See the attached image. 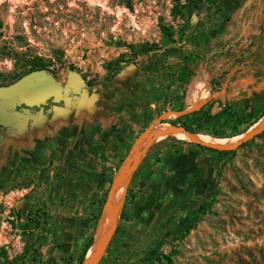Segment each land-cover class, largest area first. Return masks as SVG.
I'll return each mask as SVG.
<instances>
[{
  "label": "rangeland",
  "instance_id": "1",
  "mask_svg": "<svg viewBox=\"0 0 264 264\" xmlns=\"http://www.w3.org/2000/svg\"><path fill=\"white\" fill-rule=\"evenodd\" d=\"M250 1L180 0L187 3L183 17L172 14L176 0H0V85L34 70L84 92L89 89L83 84L90 82L93 94L133 107V144L160 115L176 111L170 101L177 104L180 89L178 84L167 89L166 75L174 74L166 66L181 55L165 62L151 53L138 67H127L109 82L106 77L121 54L128 59L147 44L164 45L168 38L160 25L165 24L173 26L179 43L191 49L189 41L198 40L204 51L203 58L185 64L187 108L215 99L212 113L230 101L252 114L253 99L264 96V82L249 74L250 60L241 61L251 45L244 30ZM184 31L187 43L180 40ZM227 50L238 58L216 57ZM152 86L164 87L166 111L160 115ZM180 140L162 138L137 166L129 184L137 198L127 201L126 195L124 207L131 213L119 222L124 234L99 264H170L169 258L172 264H264V131L236 149L219 177L217 153ZM4 151L0 148V264H66L70 254L56 252L51 215L42 231L28 220L34 205L46 210L42 172L18 165ZM96 226L94 220L92 233ZM40 235L43 245L34 261L25 250Z\"/></svg>",
  "mask_w": 264,
  "mask_h": 264
},
{
  "label": "crops",
  "instance_id": "2",
  "mask_svg": "<svg viewBox=\"0 0 264 264\" xmlns=\"http://www.w3.org/2000/svg\"><path fill=\"white\" fill-rule=\"evenodd\" d=\"M248 8L244 30L259 55L253 64L263 72L253 74L264 82V0H251ZM73 88L39 110L0 97V148L18 165L42 172L56 252L75 257L91 236L116 164L132 145L135 116L128 103Z\"/></svg>",
  "mask_w": 264,
  "mask_h": 264
},
{
  "label": "trees",
  "instance_id": "3",
  "mask_svg": "<svg viewBox=\"0 0 264 264\" xmlns=\"http://www.w3.org/2000/svg\"><path fill=\"white\" fill-rule=\"evenodd\" d=\"M187 12V3L182 4L180 0H176V3L172 9V14L174 16H178L182 14L183 17H185V14ZM161 30L167 36L168 41L164 45H159L158 43H152L147 44V47L140 52H134L131 54V56L127 59V54H121L117 59L113 61L112 69L110 70L109 74L106 77V81L109 82L113 80L120 72H122L124 69H126L129 66H136L138 67L141 61V58L149 56L151 53H155L160 55L164 58L165 62H168L170 57H178L181 55V61H177L174 64H168L166 67L168 70H172L174 75H170L169 72L166 75V78L168 79L169 86L167 89H172L173 85H179L178 93L175 96V100L177 101L176 105L170 101V105L173 110L176 111H182L187 108L185 103L182 101L183 95L182 90L186 88V84L189 81L188 76V69L186 67V63L188 64H194L197 59H201L204 57V51L202 47L200 46L198 40L189 41V46L191 49L187 47V45H183L182 43H179L175 38V31L173 26H168L165 24H161ZM185 31L180 37L181 41H185L184 35ZM224 55L231 56L233 58H238L235 56V52L233 51H221L216 54V57H221ZM242 56L244 59H241L242 62H246V60H250V63L247 64L250 67V73H257L259 72L261 75H263L262 70L258 69L257 67H252L251 61L253 62V59L256 60V58L259 57L258 54H256L255 51H251L250 48L244 50L242 52ZM252 59V60H251ZM1 76V75H0ZM85 85L89 89V93L91 92L92 84L90 82H86ZM152 92L154 94L155 102H156V112L163 113L166 111V109L163 108L162 98H166V95H164L163 88L160 86H152ZM253 103V113L249 114L247 113L245 108L238 107L235 103H231L230 101L225 102L221 104V109L216 112L212 113V108L215 103V99H209L205 103L202 104V106L199 109L193 110L192 112L181 115L177 117L176 119L168 120L165 122H170L173 124H180L184 127H186L189 130H193L192 127L196 126L198 130L196 132L198 133H204L205 135L213 136L216 138H230L238 135H242L246 133L251 127H253L263 116H264V96L262 98H254ZM51 100H49L48 103L42 104V105H34L30 106L34 109L39 110L42 107H46L50 104ZM151 103H148L147 106L149 109V115L147 120L151 121L153 119V111L150 107ZM166 138L177 139L174 136H168ZM183 143H188L185 140H180ZM199 149L203 151H209L214 152L219 155V158L217 160V176H221L222 168L224 165H226L230 159H232L236 155V149H228V150H218L211 147H207L198 143H194ZM127 155V154H126ZM138 171H135L133 175V181L135 180V177L137 176ZM112 184V179H109V186L106 190V193L104 194V201L100 204V211L99 215L95 217V221L98 223V220L102 214V210L104 207L105 200L108 197V192L110 190ZM137 198V194L132 191V188L129 187L128 194H127V201L130 199ZM130 210L127 208V206L123 209V216L122 220H126L127 217L130 215ZM47 219H49V213L43 208V206H36L34 205L29 213H28V220L33 223V228L42 231L45 228V224ZM124 234V230L121 225L118 226L111 243L106 251V253L109 251L111 245L116 242V240L119 237H122ZM94 235L95 231L93 230L92 235L88 239L84 249L82 250L81 254L75 258L74 256H70L65 262L66 264H72L73 262L77 261L78 264H83L84 259L86 257V254L89 250V248L92 246L94 242ZM43 235H40L38 239H36L35 244L33 246H28L25 250L28 255H30L34 261L36 260V257L39 256L41 253V248L43 245L42 241ZM168 262L172 264V260L169 258Z\"/></svg>",
  "mask_w": 264,
  "mask_h": 264
},
{
  "label": "water",
  "instance_id": "4",
  "mask_svg": "<svg viewBox=\"0 0 264 264\" xmlns=\"http://www.w3.org/2000/svg\"><path fill=\"white\" fill-rule=\"evenodd\" d=\"M72 89L56 81L45 70H34L10 85H0V97H5L17 101L27 106L42 105L49 100L58 101L65 98L71 93ZM201 105L189 107L182 111H166L160 115L156 121L145 129L133 142L121 165L116 171L108 197L105 200L102 214L98 220L94 242L89 248L83 264H99L102 260L123 216L124 205L121 206L119 198V185L125 179L127 174L142 162L149 149L161 138L171 135L172 132L182 133L191 138L195 143L211 147L218 150L237 149L246 141L255 137L258 133L264 131V125L251 127L246 133L242 134L241 141L234 146H217L201 140L197 133L187 129L180 124L166 123L165 120L172 118L173 115L178 117L188 114L193 110L199 109ZM253 128V129H252ZM132 174V176H133ZM109 218V221L108 219ZM107 219V220H106ZM106 220L108 231L104 233L99 241H96V235L102 223ZM96 244L94 251L89 255L91 248Z\"/></svg>",
  "mask_w": 264,
  "mask_h": 264
},
{
  "label": "bare ground",
  "instance_id": "5",
  "mask_svg": "<svg viewBox=\"0 0 264 264\" xmlns=\"http://www.w3.org/2000/svg\"><path fill=\"white\" fill-rule=\"evenodd\" d=\"M261 125H264V116L260 119V122L258 124H255L253 126V128L258 127ZM252 128V129H253ZM171 135L179 138V139H190L191 138L187 135H184L182 133H178V132H172ZM198 137L203 140L206 141L210 144L213 145H217V146H234L237 145L241 139H242V135H238V136H234V137H230V138H216V137H211V136H206V135H201L199 134ZM162 139V138H161ZM132 174H133V170H131L127 176L125 177V179L120 183L119 185V198L121 201V206L124 205L125 201H126V195H127V190L130 184V180L132 178ZM109 221V218H107ZM106 219V220H107ZM106 220H104V222L102 223V225L100 226V229L96 235V241H99V239L101 238V236L106 233L108 231V227L106 226ZM96 247V244L91 248L89 255H91V253L94 251Z\"/></svg>",
  "mask_w": 264,
  "mask_h": 264
}]
</instances>
